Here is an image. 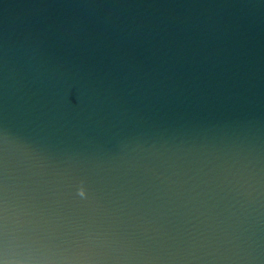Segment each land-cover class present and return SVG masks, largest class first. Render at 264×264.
Instances as JSON below:
<instances>
[{
    "label": "water",
    "instance_id": "95a60500",
    "mask_svg": "<svg viewBox=\"0 0 264 264\" xmlns=\"http://www.w3.org/2000/svg\"><path fill=\"white\" fill-rule=\"evenodd\" d=\"M0 264H264V0H0Z\"/></svg>",
    "mask_w": 264,
    "mask_h": 264
}]
</instances>
